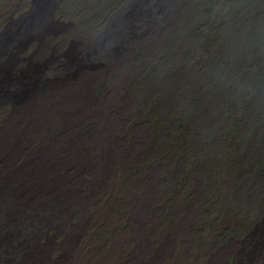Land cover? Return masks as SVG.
I'll return each mask as SVG.
<instances>
[{
  "label": "rangeland",
  "instance_id": "374dc122",
  "mask_svg": "<svg viewBox=\"0 0 264 264\" xmlns=\"http://www.w3.org/2000/svg\"><path fill=\"white\" fill-rule=\"evenodd\" d=\"M263 103L264 0H0V264H264Z\"/></svg>",
  "mask_w": 264,
  "mask_h": 264
},
{
  "label": "trees",
  "instance_id": "16d2710c",
  "mask_svg": "<svg viewBox=\"0 0 264 264\" xmlns=\"http://www.w3.org/2000/svg\"><path fill=\"white\" fill-rule=\"evenodd\" d=\"M10 19L11 18H9V20ZM252 63H253V65L256 64V63H257L256 65L260 64L257 61V59L253 60ZM261 77H262V75H261L260 71H256V73L253 75V80H254L255 84L258 85L260 83V81H262ZM254 88H255V86H254ZM254 98L255 97H253L249 93L245 97L238 98V101L241 104H244L245 101H248V102L254 101ZM208 104H211V107H209V108L207 107L206 108L207 110L212 111L214 109V111H216V110L220 111V110L217 109L218 107L213 105L214 104L213 98L211 99V102H209ZM224 105L227 106L226 103H224ZM195 106L197 107V109H195V111H201V112L205 111V109L202 108L201 104H195ZM191 111H192V109L189 112H191ZM159 122H160V120H154V121L152 120V121H149V125L157 126V125H159ZM164 122H170V121L165 120ZM165 141H167V142H165ZM168 143H169L168 140H166L164 137L156 136V135L148 136L146 138L145 143H144V149L140 152L141 156L138 159V164L133 167V170H134L135 174L137 175L139 172L142 173L144 171L143 168L147 167V165L150 162H153V164H154L155 163L154 159H156L157 156H160L162 153H165L164 149H166L168 147L167 146ZM166 153H171V151H168ZM204 155L206 157V151L204 152ZM192 159L190 157H187L186 159H184V161L182 163L183 165L181 167L182 172H187L189 170V165L192 163ZM138 165H140V166H138ZM202 166H203V161H202ZM121 173L122 174L124 173V169L123 168L118 169L115 172L114 177H116L118 180L121 179L122 181H120V182L124 185L125 184L124 179L123 178H119V177H121V175H119ZM227 185H228V182H224L222 187L227 186ZM260 224H261V222L257 221L256 224L251 228V230L249 232H247V234L245 236L248 237L251 234V232H252V230L254 228L260 227Z\"/></svg>",
  "mask_w": 264,
  "mask_h": 264
},
{
  "label": "bare ground",
  "instance_id": "6f19581e",
  "mask_svg": "<svg viewBox=\"0 0 264 264\" xmlns=\"http://www.w3.org/2000/svg\"><path fill=\"white\" fill-rule=\"evenodd\" d=\"M39 5H40V4H39ZM39 5H38V6H39ZM41 5H42V4H41ZM52 6H53V5H52ZM54 6H55V5H54ZM54 6H53V8H54ZM35 10H36V9H35ZM41 10H42V8L39 6L38 9H37V11H36L35 13H33V12H34V9H33V11H32L33 16H38V17H40V12H41ZM32 13H31V14H32ZM50 13H51V10H50ZM26 14H28V13H24L23 15H26ZM31 16H32V15H31ZM33 16H32V17H33ZM29 17H30V16L28 15V17H27L26 19H28ZM32 17H30L29 19L32 20ZM21 18H22V17H21ZM24 20H25V19H24ZM21 192H23V191H21ZM0 193H2V192L0 191ZM14 193H15V195H16V190H15ZM23 194H24V193H23ZM17 195H19L18 192H17ZM17 195H16V196H17ZM1 197H2V196H1ZM23 197H24V196H23ZM15 198H16V197H15ZM17 198H18V197H17ZM17 198H16V200H17ZM20 198H21V197H20ZM20 198H18V199H20ZM12 201H13V199H12ZM15 203L17 204V202H15ZM8 217H11V214H10V216H8ZM13 217H14V216H13Z\"/></svg>",
  "mask_w": 264,
  "mask_h": 264
}]
</instances>
